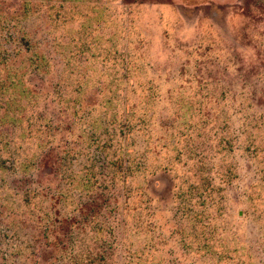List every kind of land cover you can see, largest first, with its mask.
Returning <instances> with one entry per match:
<instances>
[{"label":"rangeland","instance_id":"rangeland-1","mask_svg":"<svg viewBox=\"0 0 264 264\" xmlns=\"http://www.w3.org/2000/svg\"><path fill=\"white\" fill-rule=\"evenodd\" d=\"M0 264H264V0H0Z\"/></svg>","mask_w":264,"mask_h":264}]
</instances>
